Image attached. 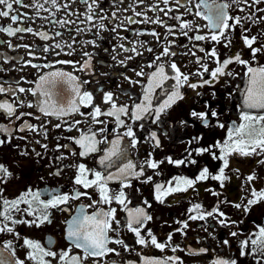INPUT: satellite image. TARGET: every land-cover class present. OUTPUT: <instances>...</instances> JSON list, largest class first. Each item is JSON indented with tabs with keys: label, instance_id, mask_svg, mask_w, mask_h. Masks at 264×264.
<instances>
[{
	"label": "flooded vegetation",
	"instance_id": "obj_1",
	"mask_svg": "<svg viewBox=\"0 0 264 264\" xmlns=\"http://www.w3.org/2000/svg\"><path fill=\"white\" fill-rule=\"evenodd\" d=\"M32 0H24L25 4L31 3ZM44 3V0H39ZM251 3V0H249ZM59 5L68 4L67 9L61 7L59 10L53 8L50 3L44 4L46 9H50L51 13H55L54 19H65L75 23H68L64 27L59 24L49 23L48 19L40 17H50L49 11H41L39 17L36 15V9L25 8L14 5L20 13H28L33 17L32 20H26L22 25L14 24L13 27H32L34 32H46L49 35L48 40L41 39L33 33L22 32L15 36H8L4 32H0V83L4 87H8L7 82L19 81V84L13 83V87H23L25 89H34L35 83L41 75L51 71L62 70L73 73L80 81H89L84 84L82 90H87L94 94V103L99 105L102 110L106 111L109 108L108 104L103 103V92L111 91L114 93V100L117 105L126 104L131 106L138 103L143 98V87L147 84V74L155 70L148 68L146 65L155 60V57L161 53L166 46H170L172 51L177 53L176 56L162 57L157 63H165V71L169 76L174 75V72L168 67L172 62H175L181 72L189 74L190 83H198L200 77L192 75L197 72L200 65L195 62V57L191 55L195 52L196 56L204 57L205 53L200 52L199 47L205 50H210L215 47L220 53V59L235 56L240 53L242 59L249 61L252 67L264 65V51L256 54L253 58L251 50L246 47L241 39V29L239 26L230 33L231 46L225 47L224 42L219 44L210 40L193 41L188 37L180 34V21L170 19L171 16H180L183 21H192L193 26H201L199 34L206 35L209 30L203 25L207 23L204 19L194 15L196 9L193 6V14H185L184 7H178L174 0H170L169 5L165 6L161 0H144L143 4H137L136 0H97L99 7H95L98 15L92 22L86 20L88 5L83 0H58ZM159 4L160 8H172L173 11L165 16L163 12L158 10L149 11V6ZM131 6V7H130ZM264 8V3L247 8L245 12L239 11V6L233 4L229 9V14L232 16H247L249 13H254L256 22L243 21L244 28L249 29L248 36H257V41L253 47H260L264 44V12H256V8ZM116 13L115 19H104L100 17L106 16L111 18L112 13ZM134 12L144 13L149 21L156 19L159 16L165 25L175 26L172 28L174 34H169V28L160 24L151 22L144 23V16H135ZM74 13V14H72ZM15 14V13H13ZM132 16L136 23H128L126 17ZM11 23L10 19L0 18V26H7ZM103 23L109 30H101L98 25ZM116 25H121L115 32L110 31L116 28ZM80 28L82 31L77 32ZM155 31L159 34V39L152 36L150 33ZM56 32L62 33L60 36H55ZM137 33H143L137 35ZM194 32H189L188 36H193ZM123 38V39H122ZM73 39L75 42H73ZM140 41L147 43L141 46ZM9 42L14 46L9 47ZM94 42V43H88ZM61 44V48H56L55 45ZM71 45L69 48L67 45ZM123 44L125 48L135 46L139 53L125 52L119 47ZM28 45L29 47H24ZM194 45L196 47H194ZM49 47L48 52H44V47ZM154 49L153 52H148L147 48ZM34 55H29V52ZM71 52V55L67 53ZM59 53V55H57ZM89 53L91 59V69L86 71H78L84 61L89 60V56L84 55ZM184 53H188L184 55ZM131 56L132 59H127ZM115 57V59H113ZM125 61L124 65L120 61ZM31 61V64L25 62ZM57 61H73L75 64H61ZM209 69L215 68L217 65L211 58L205 59ZM39 65L40 67H32L31 65ZM50 65L44 67V65ZM143 70L144 77H138L135 72ZM226 71H231L232 76L220 77L219 82L213 81L211 85L198 87L193 90L186 85L181 89L184 94V99L174 104L166 114L161 115V120L154 123V117L148 115L145 119L133 122L128 116H122L125 124H131L138 143L136 147H129L128 158L138 165H141L148 154L151 153V158L156 161L164 160V163L158 169L148 168L144 166V176L139 178H130L131 187L123 189L128 196L130 203L129 208L143 207L152 217L151 221L146 224V229H151L153 234L158 238V241H166L169 233H172V245H178L177 251L172 252L171 248H165L163 252L149 245L143 247L136 243V237L133 233L125 228L119 229V239L125 241L129 246V251H125L123 246L110 244L109 247L115 248L120 255L109 254L103 258H96L97 264H111L115 261L116 264H142L141 256L144 257H179L183 264H211V261L218 256L224 258L235 259L237 264H257V259L252 255H240L239 241L246 239L253 233L258 231L259 226H264V200L253 205L250 210L245 213L243 208L237 209L234 204H247V200L251 199V190L255 188L257 191L264 190V164L259 161L264 160V154L252 156H240L234 154L229 157V168L225 170V174L229 177L223 182V187L219 181L208 179L199 181L194 188H189L186 192H177L165 197L163 204L155 199L156 183H165L171 180L172 177L183 176L190 179H195L200 171L207 167L212 174H217L218 169L222 167V161L213 159L209 153L197 155L195 149L214 145L216 142H222L227 135V128L232 121L239 123L238 104L242 96V90L246 84L243 74L246 71L244 65L233 63L228 66ZM127 76L130 79H126ZM23 78V79H22ZM205 79H211L208 73L204 74ZM139 81V83H133ZM175 81L172 79L166 80L162 88H157L154 93L153 107L155 108L162 103L166 98V94L172 89ZM102 86V91H98ZM239 86V87H237ZM198 93H200L198 95ZM215 93V95H213ZM67 94V93H66ZM231 94V95H229ZM16 97H19L17 100ZM9 100L15 101L17 108L16 114L11 118L7 117L3 110H0V124L9 126L12 131L10 142L0 145V163L5 164L13 173L11 179L5 184H0V188L4 189V196L9 199L18 197L27 188L31 187L41 191L55 188L61 192H72L74 188L79 191H87L92 199L81 197L79 200L69 202L71 211H58L53 209L51 220L52 222L45 223L40 227L35 225L18 224L15 226V233H19L17 237L14 233H0V248L4 242L11 241L12 249L15 251V256L11 255L10 250H4V255L9 261L19 259L24 264H35L31 259H28L30 251L24 245V239L28 238L41 243L45 247H50L52 251L59 252L69 246V242L65 239V221L71 219L75 214L76 209L80 205H90L93 200L99 201L100 197L95 188L83 189L80 186H74L73 181L76 175L75 165L79 163L85 164L89 169L104 172V167L99 163V158L104 155V149L109 145L101 143L99 151L92 153L86 157L79 156L80 148L69 137H78L80 130L87 131L89 126L94 129L104 127L103 124L92 125L90 117L81 116L78 113H73L69 116L60 119L55 116L44 115L39 111L40 102L43 97L37 94L33 96L31 92L0 94V101ZM23 101V106L20 105ZM31 103L32 107L27 105ZM215 110L219 113L218 117L210 118V126L205 127L200 120L191 116V112H205L208 109ZM80 111L89 113L92 109L81 107ZM20 113H31V116H22L19 120L16 116ZM38 117V119H37ZM100 120L106 122V126L111 132L109 140L113 139L116 132L111 131L116 128V123L113 117L101 116ZM81 121L71 131H67V127L74 121ZM27 121L34 125L36 130L26 129L24 132L17 131L20 125ZM184 121L185 123H181ZM225 124V128L218 127V123ZM56 124H61L60 128L55 127ZM47 131V138L44 136V131ZM126 128H120L118 131L123 132ZM156 132L157 138L160 141V146L155 147L154 142L150 138V134ZM106 134H99L97 139H103ZM19 137H24L20 139ZM193 137H201L198 142H192ZM0 139L7 140L4 134H0ZM39 141V143H37ZM125 142H129L125 138ZM47 145L45 149L42 145ZM69 145L76 155H73L69 149L57 148V145ZM217 156L220 155L218 148L212 149ZM21 152H27V155H21ZM191 152V157H189ZM36 153H40L39 156ZM65 159L57 160L60 156ZM165 157L178 159H195L196 163H187L176 166L169 164ZM121 161H117L119 165ZM61 171L60 175H54L57 170ZM239 169V173L234 171ZM108 171H115V168H110ZM159 172L160 175H155ZM255 173L256 179L250 184L246 181V177ZM148 176L152 177L151 181L144 182ZM92 177L89 176V179ZM110 194L118 193L121 190V185L118 181H110L108 183ZM213 193H217L213 195ZM47 198V197H42ZM145 201L148 204H145ZM199 203L204 210H211L214 207H219L223 211L229 221H236V224H230L227 227H222L217 219L212 217L205 221L187 220L189 215L188 209L192 204ZM151 205L150 207L148 205ZM22 209L26 205L20 206ZM109 205L97 204L95 207H88L87 212L90 214L96 208L107 209ZM110 207L116 208L117 219L123 221L126 218V213L122 211V206L115 201ZM17 218L31 220L32 217L17 213ZM187 220L189 227L183 232L175 231L181 225L176 221ZM115 227V225H114ZM238 232L239 235L233 237L231 232ZM144 234V233H142ZM110 236H116L115 233H109ZM227 239L228 245H224L223 241ZM49 240L52 241L49 244ZM206 248V253L198 255H190L188 249L199 250ZM80 250L73 249V254ZM139 254V255H138ZM51 264H58V258L53 259L47 257ZM86 264H94L93 259H89Z\"/></svg>",
	"mask_w": 264,
	"mask_h": 264
},
{
	"label": "snow or ice",
	"instance_id": "obj_2",
	"mask_svg": "<svg viewBox=\"0 0 264 264\" xmlns=\"http://www.w3.org/2000/svg\"><path fill=\"white\" fill-rule=\"evenodd\" d=\"M84 3L88 5L86 20L92 22L94 18L98 15L95 11V7H99L97 0H83ZM161 2L167 6L170 3V0H161ZM175 4L178 7L185 8V14H193L192 7L194 6L196 11L194 15L200 17L207 21L203 27L209 30L208 34L201 35L199 34L201 30L200 25L193 26L192 21H183L180 16H171L170 19L180 21L179 31L180 34L188 37L193 41H206L210 40L217 44L224 42V46L230 47L232 40L230 33L235 30L237 26L241 29V39L246 47L251 50L253 58L256 54L264 51V44H261L260 47H253L257 41V36H248L245 33L249 29L244 28L243 21H252L256 22L255 14L249 13L247 16H232L229 14V9L233 4L239 6V11L245 12L247 8L254 7L261 3H264V0H174ZM50 3L53 8L59 10L61 7L67 9L68 4L59 5L58 0H44V3H40L39 0H32L31 3L25 4L24 0H0V18L10 19L11 23L7 26H0V32L6 33L8 36H15L18 33L27 32L38 35L41 39L48 40L49 35L46 32H34L32 27H22L16 26L14 24L22 25L26 20H32L33 17L28 13H20L14 7L18 5L25 8H34L36 9V15L39 17L41 11H49L50 17H40L42 19H48L49 23L59 24L61 27H64L68 23H75L65 19H54L55 13H51L50 9H46L44 4ZM137 4H143L144 0H136ZM131 7V6H130ZM149 11H160L163 12L165 16H168L170 12L173 11L172 8H160L159 4H154L149 6ZM256 12H264V8H256ZM15 13V14H13ZM74 14V13H72ZM135 16H144V23H154L160 24L169 28V34H174L172 28L175 26L165 25V22L157 16L156 19L149 21L148 17L142 12H134ZM116 13H112V17L102 16L101 20L104 19H115ZM128 23H136L132 16L126 17ZM98 27L101 30H109L107 26L103 23H100ZM121 25H116V28L110 29V31L115 32L117 28ZM77 32L82 31V29L77 28ZM189 32H194L193 36H188ZM143 33H137V35H142ZM152 36L159 39V34L155 31L150 33ZM62 33L56 32L55 36H60ZM123 39V38H122ZM73 42L75 40L73 39ZM3 43V41H0ZM94 43V42H88ZM147 42L140 41L139 44L143 46ZM9 47H19L14 46L9 42ZM24 47H29L24 45ZM56 48H61V44L57 43ZM67 47L71 48L69 44ZM121 49L125 52H133L137 55H142L137 51L135 46L131 48H125L123 44L119 45ZM194 47H196L194 45ZM200 52L205 53L204 57L196 56L195 52H192L191 55L195 57V62L200 65V68L197 72L192 73L200 77L198 83L189 82V74L181 72L180 68L175 62H172L168 65L170 69L174 72V75L169 76L165 71V63L158 61L162 60V57L176 56L177 53L171 50L170 46L164 47L163 51L159 53L155 60L148 63L146 67L153 68L155 70L147 74V84L143 87V98L140 102L134 103L131 106V111L129 106L126 104L117 105L114 100V93L111 91L103 92V103L108 104L109 108L104 111L101 107L94 103V94L87 90H82L84 84L89 83V81H80L79 78L73 73L56 70L48 72L39 77V80L35 83L34 89H25L23 87L14 88L13 83L19 84V81L7 82L8 87H4L0 83V94H15V93H24L31 92L33 96L39 94L43 97V100L40 102L39 111L44 115L55 116L60 119L65 116H69L73 113H78L81 116L90 117L92 125L103 124L104 127L94 129L92 126H89L87 131L80 130L78 137H69L76 145L79 146V156L86 157L92 153L98 152L99 145L101 143H107L109 146L104 149V155L99 158V163L103 165L104 172L89 169L85 164L79 163L75 165L76 175L73 181L74 186H80L83 189L95 188L100 199L99 201L93 200L90 205H80L75 214L71 216V219L66 220L65 228V239L69 242V246L66 249H63L59 252L52 251L50 247H45L37 241L25 238L24 245L30 250L28 252V259H31L35 264H51V261L46 259L47 257H52L53 259L58 258V264H86L89 259H93L94 264H97L96 258H103L109 254H114L119 256L120 253L112 247H109L110 244H117L123 246L125 251H129V246L125 243L124 240L119 239V229L125 228L127 231L135 235L136 243L148 247L149 245L159 249L161 252L165 248H171L172 252H176L178 245H172V233H169L166 241H158V238L153 234L151 229H146V224L148 221H151L153 217L143 208H129L128 203L130 200L126 193L123 191L125 188L131 187L130 178H139L144 176V166L146 165L151 169H158L161 164L164 163V160L156 161L151 158V153L148 154V159H146L141 165H139V170H137L138 165L132 162L128 158V149L129 147H136L138 140L136 133L133 130L131 124H125L122 116H128L133 122L145 119L148 115L154 117L153 122H159L161 120V115L166 114L167 111L178 101L184 99V94L181 89L186 85L187 87L195 90L198 87H204L205 85H211L213 81L219 82L220 77L223 76H232L231 71H226L229 65L236 63L244 65L246 71L243 74V78L246 80V84L242 90V96L238 104L239 111V123L237 121H232L231 125L227 128L226 138L222 142H216L214 145H209L208 147L197 148L195 152L197 155H202L204 153H209L212 155L213 159H218L222 161V167L218 169L217 174L210 173L207 167H204L199 175L195 179H190L183 176L172 177L171 180L165 183H156L154 186L155 189V199L163 204L165 202V197L177 192H186L189 188H194L197 182L208 180L219 181L221 187H223V182L228 180L229 177L225 174V170L229 168V157L234 154L240 156H252V155H262L264 154V65H258L252 67L249 61L242 59L240 53H236L235 56L226 57L223 60L220 59V53L218 49L213 47L210 50H205L203 47H199ZM44 52L49 51V47L43 48ZM148 52H153L154 49L151 47L147 48ZM71 55L72 53H67ZM188 53H184L187 55ZM29 55H34L31 51ZM59 55V53H57ZM84 55L89 56V60L84 61V63L76 69L78 71L90 70L91 59L89 53ZM211 58L214 63L217 65L213 69H209L208 64L205 63V59ZM115 59V57H113ZM127 59H132L131 56ZM31 64V61L25 62ZM61 64H73L75 66L78 62L73 61H57ZM125 61H120L121 65H124ZM32 67H40L39 65L32 64ZM50 65L45 64L44 67H49ZM2 70V69H0ZM208 73L211 79H205L204 74ZM135 75L138 77H144L145 73L143 70L135 72ZM126 79H130L125 76ZM23 79V78H22ZM172 79L175 81V84L172 86V89L166 94L167 98L160 103L155 108L153 107V98L154 93L157 88H162L166 80ZM133 83H139L135 81ZM239 87V86H237ZM98 91H102V86ZM67 93V94H66ZM200 93H198L199 95ZM215 95V93H213ZM231 95V94H229ZM18 100L19 97H16ZM23 106V101H20V105ZM28 107H32V104L29 103ZM91 108L92 111L89 113H83L80 111L81 107ZM0 110H3L4 114L11 118L16 114L17 108L15 106V101L10 102L9 100L0 101ZM31 116V113H20L19 116H16V119L19 120L22 116ZM108 116L113 117L116 123V128L111 131L116 132V135L113 139L109 140V135H111L110 130L106 126V122L100 120L99 117ZM191 116L197 118L202 122L205 127L210 126V118L218 117L219 113L215 110L205 112L192 111ZM38 119V117H37ZM81 121L77 120L68 125L67 131H71L76 125L80 124ZM181 123H185L182 121ZM218 123V127L221 129L225 128V124ZM55 127L60 128L61 124H56ZM120 128H126L122 133L118 130ZM26 129L35 131L36 128L34 125L29 124L27 121L23 122L17 131L24 132ZM12 129L9 126L0 124V134H4L8 139H0V145H3L7 142H10L12 138ZM99 134H106L103 136V139H97ZM44 136L47 138V131L45 129ZM24 139V137H19ZM125 138H128L129 142H125ZM151 140L154 142L155 147L160 146V141L157 138L156 132L150 134ZM201 137H193L192 142H198ZM39 143V141H37ZM45 149L48 147L46 144L42 145ZM69 149L73 155L76 153L69 148V145H57V148ZM213 148H218L220 150V155L217 156L216 153L212 150ZM27 152H21V155H27ZM37 156L40 153H36ZM189 157H191V152H189ZM63 155L57 157V160L65 159ZM165 160L169 164H174L176 166L184 165L187 163L195 164V159H178L174 160L172 157H165ZM117 161H121L117 165ZM259 163L264 164V160L259 161ZM110 168H115V171H108ZM239 173V169H235ZM54 175H60L61 171L58 169ZM155 175H160L159 172H156ZM13 173L5 165L0 163V184H5L9 179H11ZM89 176L92 178L89 179ZM246 181L250 184L256 179L255 173L248 175ZM152 177L148 176L145 183L151 181ZM110 181H118L121 185V190L118 193L110 194L108 188V183ZM4 189L0 188V233L8 232L14 233L19 237V233H15L14 228L18 224H27L29 226L35 225L40 227L45 223H51L52 210L70 212L69 202L72 200H79L81 197H88L92 199L87 191H79L74 188L72 192H61L57 189H47L41 191L39 189H32L31 187L27 188L22 192L18 197L14 199H9L4 196ZM217 193H213L216 195ZM47 197V198H42ZM251 199L247 200V204L238 203L233 206L237 209L243 208V211L247 213L250 208L264 200V190L257 191L255 188L251 190ZM115 201L117 204L122 206V211L126 213V218L121 222L117 219V210L116 208L110 207L112 202ZM97 204H106L109 205L107 209L96 208L92 213L87 212L88 207H95ZM145 204H148L145 201ZM21 205H26L25 208H21ZM151 206L150 204L148 205ZM22 214L29 217H32L31 220L17 218L16 214ZM187 220H201L205 221L207 218L212 217L217 219V222L222 227H227L230 224H236V221H229L223 211H220L219 207H214L211 210H204L202 205L199 203L192 204L188 209ZM187 220L185 221H176L177 224L181 227L177 228L175 231L183 232L184 229L189 227ZM115 225V227H114ZM115 233L116 236H110L109 233ZM144 233V234H142ZM231 236L236 237L239 235L238 232H231ZM52 241L49 240V244ZM224 245H228L229 241L225 239L223 241ZM240 244V255H252L257 259V264H264V226H259L258 231L253 233L244 240L239 241ZM73 249L80 250L78 253L73 254ZM4 250H10L11 255L15 256V251L12 249V242H4L2 248H0V264H24L23 261L15 259L9 261L4 255ZM208 249L200 248L199 250L188 249L190 255H198L206 253ZM139 255V254H138ZM142 264H183L179 257L168 256V257H144L141 256ZM111 264H116L115 261H112ZM132 264V262H128ZM211 264H237L235 259L224 258L218 256L217 258L211 261Z\"/></svg>",
	"mask_w": 264,
	"mask_h": 264
}]
</instances>
